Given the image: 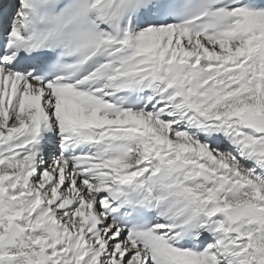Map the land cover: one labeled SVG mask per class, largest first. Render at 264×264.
<instances>
[{"label": "snow or ice", "instance_id": "snow-or-ice-1", "mask_svg": "<svg viewBox=\"0 0 264 264\" xmlns=\"http://www.w3.org/2000/svg\"><path fill=\"white\" fill-rule=\"evenodd\" d=\"M0 264H264V0H0Z\"/></svg>", "mask_w": 264, "mask_h": 264}]
</instances>
